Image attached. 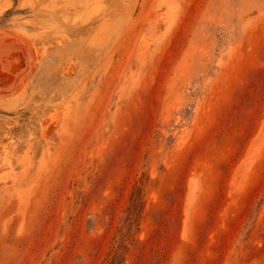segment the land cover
I'll return each instance as SVG.
<instances>
[{
  "label": "rangeland",
  "instance_id": "1",
  "mask_svg": "<svg viewBox=\"0 0 264 264\" xmlns=\"http://www.w3.org/2000/svg\"><path fill=\"white\" fill-rule=\"evenodd\" d=\"M0 264H264V0H0Z\"/></svg>",
  "mask_w": 264,
  "mask_h": 264
}]
</instances>
